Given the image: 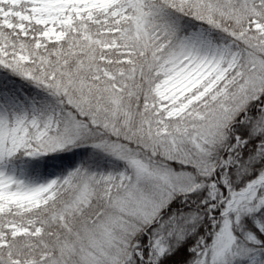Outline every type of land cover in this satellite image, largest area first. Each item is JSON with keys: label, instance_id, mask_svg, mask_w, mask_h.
I'll return each mask as SVG.
<instances>
[{"label": "snow or ice", "instance_id": "6c2138e0", "mask_svg": "<svg viewBox=\"0 0 264 264\" xmlns=\"http://www.w3.org/2000/svg\"><path fill=\"white\" fill-rule=\"evenodd\" d=\"M0 264H264V0H0Z\"/></svg>", "mask_w": 264, "mask_h": 264}]
</instances>
